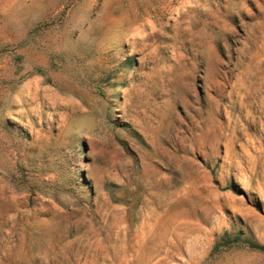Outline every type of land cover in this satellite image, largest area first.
Masks as SVG:
<instances>
[{"label": "rangeland", "instance_id": "374dc122", "mask_svg": "<svg viewBox=\"0 0 264 264\" xmlns=\"http://www.w3.org/2000/svg\"><path fill=\"white\" fill-rule=\"evenodd\" d=\"M264 0H0V264H264Z\"/></svg>", "mask_w": 264, "mask_h": 264}, {"label": "trees", "instance_id": "16d2710c", "mask_svg": "<svg viewBox=\"0 0 264 264\" xmlns=\"http://www.w3.org/2000/svg\"><path fill=\"white\" fill-rule=\"evenodd\" d=\"M257 247H263L264 248V246H257Z\"/></svg>", "mask_w": 264, "mask_h": 264}]
</instances>
